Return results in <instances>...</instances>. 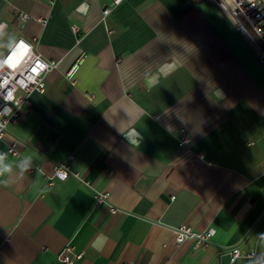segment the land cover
<instances>
[{"label": "crops", "instance_id": "0c3cea01", "mask_svg": "<svg viewBox=\"0 0 264 264\" xmlns=\"http://www.w3.org/2000/svg\"><path fill=\"white\" fill-rule=\"evenodd\" d=\"M110 2L0 0V56L58 62L0 139V264H264V65L215 0Z\"/></svg>", "mask_w": 264, "mask_h": 264}, {"label": "built area", "instance_id": "2783aa9c", "mask_svg": "<svg viewBox=\"0 0 264 264\" xmlns=\"http://www.w3.org/2000/svg\"><path fill=\"white\" fill-rule=\"evenodd\" d=\"M122 0H111L110 5L102 10V16H106L112 6L118 5ZM219 7L231 20L235 30L240 33L250 45L261 65H264V0H215ZM20 20L28 19L22 12L18 13ZM4 24H0V33ZM77 30L76 26L72 27ZM17 41V43H15ZM0 56V139L6 132L9 124H15L21 115L30 107V96L33 92H44L45 73L50 68L58 66L57 61H46L37 52L33 45L17 38ZM188 142L187 135L179 140V145ZM54 175L59 180H65L72 174L67 165L58 163L54 167ZM107 192H95L97 203L107 202ZM111 211L116 209L111 207ZM174 242L179 244L185 240H192L194 246L206 245L213 235V230L194 232L190 227L181 225L173 228ZM70 246H66L58 255L57 261L52 264H75L81 254H72ZM229 254L230 262H234L242 256L236 247L223 250L222 254ZM251 260L253 252L244 255ZM89 264V263H88Z\"/></svg>", "mask_w": 264, "mask_h": 264}, {"label": "clouds", "instance_id": "9594fccd", "mask_svg": "<svg viewBox=\"0 0 264 264\" xmlns=\"http://www.w3.org/2000/svg\"><path fill=\"white\" fill-rule=\"evenodd\" d=\"M15 43H17V41ZM4 159H5V154L0 153V176H3L5 173H10L12 171L10 165L3 164ZM26 170H27L26 167L22 168L21 175ZM12 182H14V180H0V184H9Z\"/></svg>", "mask_w": 264, "mask_h": 264}, {"label": "rangeland", "instance_id": "374dc122", "mask_svg": "<svg viewBox=\"0 0 264 264\" xmlns=\"http://www.w3.org/2000/svg\"><path fill=\"white\" fill-rule=\"evenodd\" d=\"M8 37H9L8 33H4L3 35H1V37H0V52L2 51L4 44L8 40Z\"/></svg>", "mask_w": 264, "mask_h": 264}, {"label": "water", "instance_id": "95a60500", "mask_svg": "<svg viewBox=\"0 0 264 264\" xmlns=\"http://www.w3.org/2000/svg\"><path fill=\"white\" fill-rule=\"evenodd\" d=\"M230 248H224L223 250H229ZM222 262L223 263H229L230 262V256H229V254H223L222 255Z\"/></svg>", "mask_w": 264, "mask_h": 264}]
</instances>
